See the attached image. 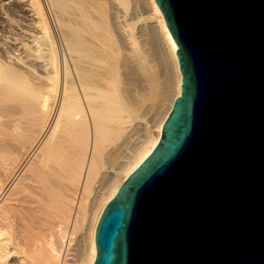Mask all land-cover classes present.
<instances>
[{
    "label": "bare ground",
    "instance_id": "6f19581e",
    "mask_svg": "<svg viewBox=\"0 0 264 264\" xmlns=\"http://www.w3.org/2000/svg\"><path fill=\"white\" fill-rule=\"evenodd\" d=\"M47 1L55 31L42 0H0L18 16L0 25V264H93L105 206L155 148L181 92L177 44L155 0L145 2L170 55L165 82L139 44L148 24L136 27L131 0ZM19 186L34 249L12 219ZM51 209L55 225L41 236Z\"/></svg>",
    "mask_w": 264,
    "mask_h": 264
},
{
    "label": "water",
    "instance_id": "95a60500",
    "mask_svg": "<svg viewBox=\"0 0 264 264\" xmlns=\"http://www.w3.org/2000/svg\"><path fill=\"white\" fill-rule=\"evenodd\" d=\"M181 92L105 206L93 264H264V0H155Z\"/></svg>",
    "mask_w": 264,
    "mask_h": 264
},
{
    "label": "rangeland",
    "instance_id": "374dc122",
    "mask_svg": "<svg viewBox=\"0 0 264 264\" xmlns=\"http://www.w3.org/2000/svg\"><path fill=\"white\" fill-rule=\"evenodd\" d=\"M146 0H131V3H133V4H135L136 6H137V9L141 12H139L138 13V16L139 17H141V18H143V19H141L140 20V22L138 21L137 22V24H136V27L138 28V27H140L141 25L143 26H147L146 24H148V26L146 27V30H145V32H144V34H143V37H141V40H139V41H141L139 44H141V45H143V44H145V48L147 49L146 51H147V58H148V60L150 61L149 63V66H150V68L152 67L153 68V70L154 71H156L155 73L157 74L158 73V75L159 76H161L160 75V71H161V69L163 70V72L164 71H166L167 72V69H168V67H170V66H167V63H168V65H171V62L169 61L170 60V55H169V53H168V50L166 49V47H165V45L162 43V39H161V35H160V32L158 31V28L157 27H155L156 26V23H155V26H154V20H152V19H150L149 17L150 16H152L153 14L152 13H150V11H148L149 10V8H148V6L146 5V2H145ZM42 3H43V8H44V10H45V14H46V16H47V19H48V21H49V23H50V25L52 26V28H53V30L55 31V16H54V12H53V10L51 9V6H49V3H48V1L47 0H42ZM143 14V15H142ZM50 15V16H49ZM17 18H16V17ZM145 16V17H144ZM139 17L138 18H136V20L137 19H139ZM8 18V19H7ZM13 20H16V19H18V16H17V14L15 13V12H13V11H11V10H8V9H6L5 7H3V6H1L0 5V25H6V23H8V21H11L12 19ZM145 18V19H144ZM147 18H149L148 20H147ZM3 20V21H2ZM135 20V19H134ZM152 20V21H151ZM142 22V23H141ZM144 23V24H143ZM1 29V28H0ZM142 39H144V40H142ZM143 42V43H142ZM149 56V57H148ZM8 59H9V57H7ZM163 58V59H162ZM160 59H162V60H160ZM11 60V59H10ZM172 66V65H171ZM162 67V68H161ZM152 68H151V70H152ZM158 68V69H157ZM161 74H162V72H161ZM157 75V76H158ZM162 77L163 76H161V77H159V79H162ZM164 80V81H163ZM163 80H160V81H162V82H165V79H164V77H163ZM150 122V123H149ZM149 122H147L148 124H147V126H149V128L150 129H152V130H154L155 128H156V126L154 127L152 124V122L151 121H149ZM144 123H146V122H144ZM148 127H147V129H149ZM146 133V132H145ZM145 133H144V131H141V135L139 134V135H135V137L137 136V143H139L138 142V140H141V139H143L144 137H145ZM139 136V137H138ZM119 141V140H118ZM136 141H134V142H132V144H131V147L133 146V143H135L136 144ZM117 142V141H116ZM135 144H134V146H135ZM95 181H97V179H95V180H93V183L96 185H93V187L92 188H96L97 187V185H98V183H95ZM95 186V187H94ZM12 187V186H11ZM22 186H19V187H16L15 189H12V193H14L13 194V196H12V194H11V196L13 197V198H15V201H13V203H14V205H15V210H13V212H12V219L14 220V224H15V229H16V235H17V238L21 235V237H19L18 239H19V241H20V239H21V241H23V243L20 241V243L23 245L25 242L26 243H28L27 241H28V239H29V237H30V243H28V245L29 246H31V247H29V248H32V249H34L33 247H32V245L33 244H35V243H38V241L36 240H31L33 237L32 236H34V235H32L29 231H28V229L26 230L27 231V235L29 236L28 237V239H27V241H26V239L25 238H27L26 236L27 235H25V233H26V231L24 230V228L25 227H23L21 224H23L22 223V218L21 217H23V216H25L24 214V212H23V208H24V206L26 207V197H27V195L28 194H26L25 192H23L22 191ZM91 188V191L89 192V195L87 196V198H86V203L84 204V207H85V209H87L88 207H89V202H90V199L92 198V196H93V193H94V189H92ZM8 192H9V190H8ZM16 192V193H15ZM9 193H11V191L9 192ZM25 195V196H24ZM24 197V198H23ZM22 199H24V200H22ZM19 200V201H18ZM19 202V203H18ZM19 204V205H18ZM28 205V204H27ZM17 206V207H16ZM18 208H21V209H18ZM27 208V207H26ZM22 210V211H21ZM51 213V215H50V213ZM48 213L49 214H47L48 215V217H47V215H46V217H47V219L45 220L46 222H45V227L43 226V228L41 229V227H39L38 229H40V233H41V231H42V235L41 236H43V234L45 235L47 232H48V228L50 227H52L53 225H55L54 223L56 222L55 220H56V217H53V216H56L55 215V212H54V210L53 209H51L50 211H49ZM14 213V214H13ZM19 213V214H18ZM23 213V214H22ZM53 214V215H52ZM15 215V216H14ZM18 215V216H17ZM23 215V216H22ZM49 215H50V217H49ZM19 218H20V220H19ZM49 218V219H48ZM17 219V220H16ZM23 219H24V217H23ZM55 219V220H54ZM16 221V222H15ZM54 221V222H53ZM19 223V224H18ZM51 225V226H50ZM20 226H22V227H20ZM37 230H35V231H37ZM21 231V232H20ZM23 231V232H22ZM24 231H25V233H24ZM47 231V232H46ZM20 232V233H19ZM23 233H24V236H23ZM31 234V235H29V234ZM35 233V232H34ZM79 233V232H78ZM78 233H77V235H76V237H74V241L72 242V245H74V248H78V246H77V243L79 242V239H78ZM19 234V235H18ZM36 234V236H38V237H36V239L37 238H40L41 236H39L37 233H35ZM24 238H23V237ZM35 239V238H34ZM25 240V241H24ZM32 241L34 242V243H32ZM26 243H25V248L28 246V245H26ZM37 245V244H36ZM34 246V245H33ZM28 248V247H27ZM80 249L81 248H78V250H79V252H80ZM28 251H30L29 249H27ZM34 251V250H33ZM32 250H31V252H33ZM15 258V256L14 255H12L10 258H9V260H8V262H11L13 259ZM71 263V261H69V262H67V264H70Z\"/></svg>",
    "mask_w": 264,
    "mask_h": 264
}]
</instances>
